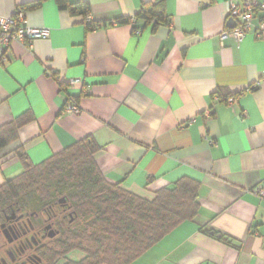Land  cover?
<instances>
[{
    "label": "crops",
    "instance_id": "obj_1",
    "mask_svg": "<svg viewBox=\"0 0 264 264\" xmlns=\"http://www.w3.org/2000/svg\"><path fill=\"white\" fill-rule=\"evenodd\" d=\"M33 1L0 0V17ZM69 1L89 3L88 18L43 0L25 24L50 37L14 43L0 61V128L32 118L0 150V186L24 171L18 148L38 165L92 135L99 170L129 191L200 183L196 218L132 264H264V199L253 192L264 180V33L255 20L240 43L219 39L234 25L227 2L245 0H165L169 24L138 31L117 20L155 0ZM68 95L79 114L63 111Z\"/></svg>",
    "mask_w": 264,
    "mask_h": 264
},
{
    "label": "trees",
    "instance_id": "obj_2",
    "mask_svg": "<svg viewBox=\"0 0 264 264\" xmlns=\"http://www.w3.org/2000/svg\"><path fill=\"white\" fill-rule=\"evenodd\" d=\"M43 0L22 4L18 10L25 14L37 9ZM60 9L88 18L89 3L56 0ZM165 0L143 3L131 18H120L118 23H131L135 30L143 22L146 26L169 24L164 10ZM17 14V13H16ZM105 23H89L96 28ZM221 91V90H220ZM219 91V94L222 92ZM222 95V94H221ZM232 96V95H230ZM78 101L76 96L68 95ZM23 116L0 128V150L19 137V130L31 121ZM101 150L90 135L47 161L34 165L23 148L16 157L24 171L0 186V206L5 208L19 202L23 209L36 208L39 199L63 197L73 208L74 222L62 225L61 234L44 249L47 264H132L147 250L186 221L194 220L199 213L200 183L190 177L176 181L171 187L161 188L152 197H145L112 183L99 170L95 155ZM212 234L211 231H206ZM227 244L233 241L218 232L213 233ZM52 242V243H51ZM74 254V255H73ZM80 254L82 257H74Z\"/></svg>",
    "mask_w": 264,
    "mask_h": 264
},
{
    "label": "flooded vegetation",
    "instance_id": "obj_3",
    "mask_svg": "<svg viewBox=\"0 0 264 264\" xmlns=\"http://www.w3.org/2000/svg\"><path fill=\"white\" fill-rule=\"evenodd\" d=\"M73 208L63 197L39 199L36 208L26 210L13 203L0 206V264H47L44 249L61 234L58 222L72 225ZM56 235L51 237L50 234Z\"/></svg>",
    "mask_w": 264,
    "mask_h": 264
},
{
    "label": "built area",
    "instance_id": "obj_4",
    "mask_svg": "<svg viewBox=\"0 0 264 264\" xmlns=\"http://www.w3.org/2000/svg\"><path fill=\"white\" fill-rule=\"evenodd\" d=\"M227 18L235 20V25L221 32L219 35L220 41L233 39L240 43L254 29L255 20H259L256 32L258 34L264 33V3L255 0H245L242 3L229 1L227 2ZM131 22L133 24L137 23V19L132 17ZM49 37V29L26 25L25 13L21 10H18L15 16L0 17V61L9 59V51L14 43L32 45L37 38L47 39ZM80 83H82L80 79L68 81V85L71 88ZM236 101L237 97L232 96L227 100V104L233 106ZM63 111L72 115L79 114L78 101L67 96ZM253 192L261 199H264V180L254 188Z\"/></svg>",
    "mask_w": 264,
    "mask_h": 264
},
{
    "label": "water",
    "instance_id": "obj_5",
    "mask_svg": "<svg viewBox=\"0 0 264 264\" xmlns=\"http://www.w3.org/2000/svg\"><path fill=\"white\" fill-rule=\"evenodd\" d=\"M233 21H234L233 23H234V25H235V20H233ZM234 25H233V26H234ZM55 235H56L55 232H53V233L50 234L51 237H54Z\"/></svg>",
    "mask_w": 264,
    "mask_h": 264
},
{
    "label": "rangeland",
    "instance_id": "obj_6",
    "mask_svg": "<svg viewBox=\"0 0 264 264\" xmlns=\"http://www.w3.org/2000/svg\"><path fill=\"white\" fill-rule=\"evenodd\" d=\"M16 176H17V175H16ZM14 177H15V176H14ZM12 178H13V177H12ZM52 242H53V241H52ZM52 242H51V243H52ZM73 255H74V254H73ZM74 257H75V258H76V257H82V255H80V254H77V255H76V254H75Z\"/></svg>",
    "mask_w": 264,
    "mask_h": 264
}]
</instances>
